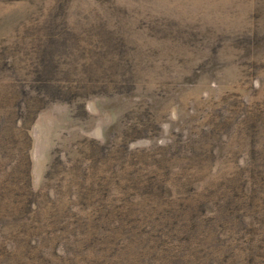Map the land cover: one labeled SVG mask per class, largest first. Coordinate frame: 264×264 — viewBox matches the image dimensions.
<instances>
[{
	"label": "rangeland",
	"instance_id": "obj_1",
	"mask_svg": "<svg viewBox=\"0 0 264 264\" xmlns=\"http://www.w3.org/2000/svg\"><path fill=\"white\" fill-rule=\"evenodd\" d=\"M0 264H264V0H0Z\"/></svg>",
	"mask_w": 264,
	"mask_h": 264
}]
</instances>
